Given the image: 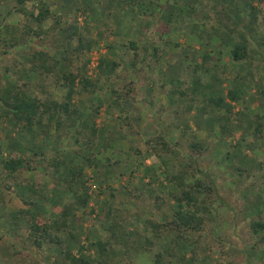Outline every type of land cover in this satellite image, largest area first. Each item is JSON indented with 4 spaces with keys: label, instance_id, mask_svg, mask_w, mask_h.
<instances>
[{
    "label": "rangeland",
    "instance_id": "374dc122",
    "mask_svg": "<svg viewBox=\"0 0 264 264\" xmlns=\"http://www.w3.org/2000/svg\"><path fill=\"white\" fill-rule=\"evenodd\" d=\"M43 1L50 4L53 16L61 18L60 23L49 37L33 39L27 46L24 38V49L0 56V75L15 60L26 64V54L34 49L49 52L59 65L44 80L49 85L47 92L58 102L63 101L67 92L64 74L78 73L96 82L93 93L81 92L75 84L71 98L72 105L82 112L81 121L90 120L89 125L96 132L87 143H76L70 129L71 137L56 144L54 122L42 127L48 129L43 142L44 133L37 129L32 134L21 132L6 118L0 120L2 157L8 151V139L20 138L23 146L32 144L34 138L43 149L45 160L57 154L60 159L67 157L58 171L31 157L29 163L34 171L21 170L16 175V181L25 188H17L10 180L0 184V264H71L64 253L78 256L77 249L82 244L85 250L81 256L88 250L98 258L87 240L97 234L105 236L104 228L113 222L122 225L123 235L134 231L140 237L153 238L155 243L148 252L133 248L125 259H119L116 253L111 259L118 258V264H153L154 253L168 247L174 232L162 227L156 240L144 220L164 226L172 219L176 198L197 179L202 183L214 182L209 198L196 194L200 204L205 201L202 206L206 213L201 215L204 224L201 230L181 234L182 245L174 253L188 261L182 262L176 256L171 264H264V244L255 241L248 227L250 221L264 224V0H254L256 9L251 11L252 15L248 13L251 0L237 1L232 6L226 2L220 11L209 0H194L191 4L188 0H139L134 10L127 0ZM0 3V25L4 22L20 28L24 23L33 26L17 12L7 15L14 0ZM33 6L34 3L26 4L28 10ZM235 9L237 17L231 18L230 10ZM162 13L168 14V22L161 18ZM230 20L242 31L234 32L236 40L241 39L239 35L246 39L247 56L242 59L235 60L230 55L236 44L226 25ZM51 22L52 19L48 20L47 25ZM71 24L76 26L77 34L66 42L62 29ZM213 36L219 43L209 46ZM170 58L176 62L171 64ZM100 59L115 67L99 69ZM172 65L176 68L173 73ZM163 69L172 75L169 81L161 79ZM37 82H31V90L42 96ZM225 82L241 93L237 111L233 110L236 106L226 112L225 107L216 111V107L203 104L209 96L221 97L222 90L227 89L222 87ZM194 84L199 90L205 88L202 94L194 92ZM206 85L213 92L206 94ZM59 122L64 136V130L73 123L67 118ZM162 135L170 144L167 151L152 150L148 141ZM194 143L201 144L203 149L193 151ZM77 151L80 160L75 161ZM92 155L97 159L96 166L81 162ZM81 167L89 196L87 207L75 212L69 230L59 233L60 245H44L39 253L23 250L27 222L22 217L13 223L10 215L26 208L20 197L31 196L28 187L37 178L36 197L40 198L35 201L50 210L46 217L52 219L59 213L60 204L73 201L61 181L67 172ZM179 176L183 177V187L171 179ZM2 179L0 171V182ZM77 192H83L79 184ZM48 195L56 206L42 201L41 197ZM155 195L161 198L156 203ZM107 207L110 209L106 210ZM6 232L14 236L15 248ZM261 233L263 230L255 235ZM70 240L75 247L68 250ZM166 260L165 255L161 264Z\"/></svg>",
    "mask_w": 264,
    "mask_h": 264
},
{
    "label": "trees",
    "instance_id": "16d2710c",
    "mask_svg": "<svg viewBox=\"0 0 264 264\" xmlns=\"http://www.w3.org/2000/svg\"><path fill=\"white\" fill-rule=\"evenodd\" d=\"M1 1L2 0H0V2ZM14 2L15 5L13 6L12 11L8 12L7 15L12 12H17L21 14L23 18H25V21H31L33 26L24 23L20 28L16 25H10L2 22L0 25V56L7 55L14 49H24L25 44L22 45V39L24 38L27 39V46V43H32L33 39L42 40L43 37H49L52 31L56 29L60 23L61 18L59 16H53L54 14L52 10H50V4L44 2L43 0H14ZM29 2L34 3V6L31 10L26 8V4ZM127 2L130 4L129 7L131 10H134L137 7L136 5L139 3V0H127ZM161 18L168 22L167 13H162ZM50 19H52V22L51 24L47 25V22ZM62 30L64 31L63 40L66 42L70 39H73V37L77 34L76 26L74 24L68 25L66 29ZM129 45L132 48L134 47L132 42H130ZM155 49L156 48H153V51H155ZM245 52L246 39L241 35L240 41L236 42V44L233 46L230 51V55L233 57V59L238 60L245 57ZM25 57L26 64L15 60L10 66L4 67V73L3 75H0V120L2 118H6L11 123L20 128L21 132L24 131L32 134V132L37 129L38 132L40 131L44 133L43 142L46 136L45 134L48 133V129L43 130L42 127L46 123L54 122L56 123L55 131L57 133V141L61 142V140L63 141L64 139L70 138L71 135L69 130L71 129L73 130L72 132H74V139L76 143H87V141L95 136L96 130L89 125L90 120L81 121L82 112L72 105L71 98L76 89L75 84L80 86L81 92L86 91L93 93L97 86L96 82L86 77L80 76L78 73L64 74L62 76V80L65 83L67 92L63 98V101L58 102L52 98L49 92H47V87L49 85L44 80H47L57 70L59 64L55 62L54 57L43 49H34L26 54ZM111 65L115 67L114 64H108L105 60L100 59L97 67L99 69H101L103 66H110V68H112ZM170 66H168L169 71ZM61 67L62 66H60V68ZM171 71L173 73L176 71V68L173 66ZM31 82H37L39 87H41L42 96H38L31 90ZM196 86V84L193 86L194 92H197L198 95H200V93L202 94L205 88L199 90V88ZM210 88L211 86L206 85V90ZM240 95L241 93L239 89L233 86L227 90L224 97L229 101H238L242 98ZM224 97L219 96L212 98L209 96L204 100L203 104L206 106V104L211 103L219 109L225 107L226 112H228L230 111V108L224 103ZM56 117L57 120H54ZM61 118H67L68 121L73 123L70 128L67 127L64 130V132H66L64 136H62V132H60V125L62 124L59 121H61ZM74 125H76V127H74ZM258 127L259 125H257V129ZM37 136L40 135L37 134ZM20 139H8V151L4 157H2V144H0V171L3 173V179L1 180L2 182H0V184L10 180L15 182L14 184L17 188H25L16 181V175L21 170L34 171V168L29 163L31 162V157L40 159L42 163L47 162L48 165L52 167V171L60 170V166L65 164L67 161L64 160L65 158L67 159L66 156L60 159L58 156L59 154L53 156V158L45 160L42 151L43 149H40L38 145L34 143L30 145L28 143V145L23 146ZM31 139L34 140V138ZM148 143H151L150 147L154 151L158 149L160 151L166 152L168 146L170 145L164 139L163 135L151 138ZM191 148L193 151L197 152L202 150L203 146L201 144L194 143L191 145ZM57 152H59V150H57ZM77 153L78 155L73 157L75 161L80 160L78 158L80 152L77 151ZM96 161L97 159L94 155L91 157L82 158L81 160V162L86 163L87 166H96ZM82 176L83 173L81 167V169H72L70 172H67V177L63 178L62 181L61 179L57 178L60 184L61 182L65 183L66 190L71 192L73 201L71 204L69 203L67 205L65 202L60 204L61 206L59 207V213L53 215L54 218L52 219L46 217V214L49 213L50 210L45 206L42 207L36 203L37 201L35 200L40 198L36 197L39 180H37V178L32 180V183L28 187L31 196H28L29 198L26 199H24L23 196L20 197V200L24 203L26 208L21 209L16 213L10 214L13 223L18 218L22 220V217L27 222L28 230L26 234L27 236H25L23 240V250H32L39 253L43 249L44 245H60L61 239L59 237V233L69 230V224L75 217V212L81 208L87 207L89 202V196L86 194L87 188L85 187V181L82 179ZM171 179H173L172 181L175 180L174 182H176V185L179 187L184 186V181H182L183 177L179 176L177 179L172 177ZM77 184H79V187L83 189L82 194H78ZM213 185V181H210V183H202L199 179H197L192 182L191 186H189L187 189L182 190L181 196L176 198V204H174L172 207V219L166 222L164 226L157 223L154 224V222L150 220H144L143 224L146 226L149 225L151 231L153 232V237L156 240L160 238V235L157 233H160L162 227L166 228L167 226L166 230L171 234L174 232L173 237L168 241V247L162 251L158 250L156 253H154L152 257L153 264H161L162 257L164 258L165 255L168 256V260L163 261L165 264H171L170 261L176 256L179 257L182 262L184 261L186 263V261H188L184 260L183 255H176L174 253V249L177 248L179 244L182 245V242L179 241L180 238H182V233L186 231H198L202 229L204 219L201 215H203V212L206 213V208H204L202 204H204L205 201H201L200 204L196 194L203 193L204 197L209 198ZM6 187L8 188V186ZM50 197L48 195L42 196L41 198L42 201L44 200L48 203H53L52 198ZM160 200L161 198L158 195L154 196V203ZM54 205L56 206V204ZM109 209L110 208L107 207L106 210ZM105 220L106 218L104 217V221ZM248 227L255 241L264 244V233H261V235L257 236L255 235L262 230L264 232V224H262L261 221H250L248 223ZM12 229H14V231H18L17 227H13ZM104 229L106 232V235H104L106 237L101 234H97L92 239L87 240L89 241L90 247L94 248L98 253V258L92 256L91 252L88 250V255L86 254L87 256H81L82 251L85 250L83 244L77 249L78 256L72 255L70 253H64V258L69 259L71 264H118V258L125 259L129 250L133 248H143L144 252H148L150 250L149 248L155 243L153 238L140 237L134 231L123 235V228L119 222H113L112 224L109 223ZM5 234L8 235L7 237L12 240V247L15 248L16 246L13 244L16 242L15 238H13L14 236L9 235L7 232ZM70 237L74 239V236L71 234ZM115 253L119 257L116 260H113L111 259V256H113ZM192 259L193 258H189L190 261Z\"/></svg>",
    "mask_w": 264,
    "mask_h": 264
},
{
    "label": "crops",
    "instance_id": "0c3cea01",
    "mask_svg": "<svg viewBox=\"0 0 264 264\" xmlns=\"http://www.w3.org/2000/svg\"><path fill=\"white\" fill-rule=\"evenodd\" d=\"M189 1V4H191L194 0H188ZM202 2H204V1H206V0H201ZM237 1H240L241 2V0H209V3H212L213 4V7H218V10L220 9V7L223 5V4H225L226 2H228L229 4H230V6H232L234 3H235V5H236V3H237ZM255 2H254V0H251V2H250V4H249V7L251 8L250 9V12H248V13H250L249 15H252V12L251 11H254L256 8H255ZM229 6V7H230ZM238 6H240V3L236 6V9H237V7ZM244 6V8H246V9H248V7H246L245 5H243ZM236 9H235V11L234 12H232L231 10H230V16H231V18H236L237 17V12H236ZM253 9V10H252ZM220 11V10H219ZM253 18L255 19V17H254V15H253ZM253 18H252V21H253ZM232 21L233 20H230L229 22H228V24H226V25H228L229 26V28H230V32L232 33V35L230 36V38L233 40V38H235L234 37V32L235 33H237V34H241V29L239 28V26H236L235 24H233L232 23ZM168 30H169V28H168ZM236 34V35H237ZM239 37L241 38V35H239ZM238 40V39H237ZM236 40V38H235V41L236 42H239V41H237ZM210 41H211V43L209 42L208 43V45L209 46H212V45H218V43H219V40H218V38L216 37V36H213L212 37V39H210ZM258 45H260L261 43L260 42H258L257 43ZM171 45V44H170ZM170 49V48H169ZM199 49V48H198ZM246 49H247V45H246ZM176 53L177 52H174V55H176ZM246 53V52H245ZM172 54H173V48H171V54H170V57L172 56ZM227 56L229 57V54H227ZM247 56V54L245 55V57ZM204 57V56H203ZM230 58V57H229ZM228 58V59H229ZM172 58H170V60H171ZM175 63L176 62V60H173L172 59V61H171V63ZM160 72L161 73H163V78L161 77V79H163V80H166L167 78H168V81L170 80V76H172V75H167V70H160ZM161 76V75H160ZM212 78V79H211ZM211 80H213V77H212V75H211ZM258 79H259V77H257V79H256V81H258ZM179 80V79H178ZM204 80V79H203ZM202 79H201V81H203ZM234 81L235 80H237V78H234L233 79ZM208 82H210V81H208ZM227 83V84H226ZM229 82H225V83H222V87H226L227 89L226 90H222V97H224L225 96V94H226V92H227V90L229 89ZM211 92H213V90H208V91H206V94H209V93H211ZM239 100L238 101H229V100H227V98H225L224 97V103L226 104V105H228L229 106V108L231 109V107L232 106H236L237 105V103L239 104ZM207 107H210V106H213L214 108H215V106L213 105V104H211V103H209V104H207L206 105ZM223 109V108H222ZM222 109H219V108H217L216 109V111H219V110H222ZM233 110H238V107L236 106V108L235 109H233ZM38 140V139H37ZM33 143L34 144H38L37 142H36V140L34 139L33 140ZM53 144V142L50 144V145H52ZM56 144H58V141H56ZM38 205H41L42 207H43V205L41 204V203H38V202H36ZM64 240H66V238L64 239ZM72 240V239H71ZM71 240H70V242H68V250H70L71 248H73V247H75L74 246V244L71 242Z\"/></svg>",
    "mask_w": 264,
    "mask_h": 264
}]
</instances>
